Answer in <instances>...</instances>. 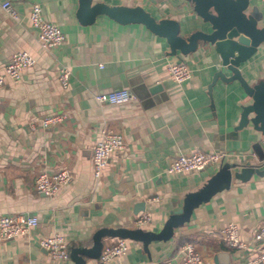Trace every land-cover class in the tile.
Segmentation results:
<instances>
[{"label":"crops","instance_id":"crops-1","mask_svg":"<svg viewBox=\"0 0 264 264\" xmlns=\"http://www.w3.org/2000/svg\"><path fill=\"white\" fill-rule=\"evenodd\" d=\"M123 1L90 0L83 10L81 0H10L17 20L0 8V70L16 50L26 49L35 58L19 82L0 88V213L37 218L26 234L0 240V264H80L71 249L92 248L100 228L157 233L185 196L200 190L228 161L236 170L252 166L261 172L220 182L167 238L145 243L125 237L127 251L105 263L99 254L75 256L85 264H181V247L191 242L202 264H250L257 247L253 232L264 226V123L253 120V111L242 122L252 99L237 80H214L219 70L226 76L231 72L212 46L199 42L193 51L172 48L142 22L90 13L93 4L116 7ZM131 2L157 22L176 21L179 37L203 26L191 0ZM32 3L64 33L60 46L40 45L27 17ZM253 8L262 13L264 24V3L247 0V11ZM175 60L186 62L190 78L176 82L168 75L167 65ZM61 66L70 70L66 88L58 80ZM240 71L249 84L264 80V42ZM114 88H126L134 98L116 104L95 101V93ZM52 113L64 117L47 128L37 124V118ZM108 129L123 136L124 147L111 154L96 177L91 150ZM194 150L228 156L202 170L167 172L172 158ZM63 168L73 174L69 184L50 197L35 190L38 172ZM143 212L151 217L137 226L134 220ZM229 222L236 224L245 248L228 245L219 234ZM55 233L67 242L66 260L50 257L39 245L40 238ZM116 238L102 235V245Z\"/></svg>","mask_w":264,"mask_h":264},{"label":"built area","instance_id":"built-area-1","mask_svg":"<svg viewBox=\"0 0 264 264\" xmlns=\"http://www.w3.org/2000/svg\"><path fill=\"white\" fill-rule=\"evenodd\" d=\"M135 1V0H130ZM264 3V0H260ZM0 8L14 20L19 18L17 10L10 0L0 2ZM27 17L31 25L37 30V38L44 48H56L60 46L65 35L59 26L47 20L41 6L38 3H32ZM35 64L34 56L26 49H19L11 53L9 62L0 70V88L9 81L16 84L20 81L24 69ZM168 75L176 82H182L191 77V68L186 62L175 60L167 65ZM70 70L66 66H61L58 71V80L63 88L69 84ZM134 98V95L126 88H114L110 91L97 92L94 99L99 104H116L128 101ZM63 114L52 113L37 118V124L43 128L52 126L63 119ZM34 124H32L33 127ZM264 143V140H263ZM124 147L123 136L112 130L104 131L101 137L93 144L91 150L92 173L99 176L102 168L110 159L111 154ZM224 152H204L194 150L186 154H179L172 158L168 164L167 172L176 173L190 170H202L209 165H217L227 158ZM228 167L234 168L236 164L228 161ZM73 179L70 170L63 168L54 171H40L34 179L35 190L45 196H53L60 187L67 185ZM149 212L140 213L134 220L139 226L150 219ZM37 224V218L33 215H24L22 213L1 214L0 213V240H5L26 234L31 227ZM223 240L230 246L236 248H245L246 243L240 238L238 228L233 222L219 230ZM253 239L257 243L256 252L249 260L250 264H264V226H259L253 232ZM39 245L47 254L55 259L66 260L69 257L67 242L63 235L59 233L39 239ZM128 249L126 240L117 237L110 243H104L101 247L98 260L101 263L109 261L113 256L124 254ZM183 257L181 264H202V257L191 242H186L181 247Z\"/></svg>","mask_w":264,"mask_h":264},{"label":"water","instance_id":"water-1","mask_svg":"<svg viewBox=\"0 0 264 264\" xmlns=\"http://www.w3.org/2000/svg\"><path fill=\"white\" fill-rule=\"evenodd\" d=\"M83 10L89 8L90 0H81ZM193 9L203 21L202 28L190 32L187 38L179 37V25L173 20L157 22L135 2L124 0L121 6L110 7L102 3L93 4L90 13L102 11L119 21L142 22L156 34L165 36L172 48L184 51H193L199 42L212 46L218 54L222 66H225L231 74L226 76L221 70L214 74V80L220 78L224 81L237 80L252 102L247 105L242 113V122L248 112H255L254 121L264 123V80L259 79L249 84L240 71L241 65L248 61L257 51L259 44L264 42V24H260L263 15L256 8L247 11V0H191ZM235 168V167H234ZM225 167L211 176L208 182L198 191L188 193L183 206L178 208L165 221L159 232L143 231L139 228L115 230L100 228L93 234L92 248L73 247L71 257L80 264H85L81 256H75L77 252L86 256L95 257L102 246L101 236L112 235L117 237H130L147 243L151 239L167 238L171 235L173 226L185 221L193 204L208 198L213 194L219 183L228 182L231 177L241 180L247 179L252 173H260L258 168L243 166L240 170Z\"/></svg>","mask_w":264,"mask_h":264}]
</instances>
